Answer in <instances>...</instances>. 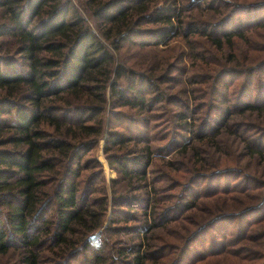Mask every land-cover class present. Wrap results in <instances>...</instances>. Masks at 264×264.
I'll use <instances>...</instances> for the list:
<instances>
[{
	"label": "trees",
	"instance_id": "1",
	"mask_svg": "<svg viewBox=\"0 0 264 264\" xmlns=\"http://www.w3.org/2000/svg\"><path fill=\"white\" fill-rule=\"evenodd\" d=\"M124 1L129 3L121 7L123 0H78L85 10L82 13L73 0H0V41L10 40L7 47H0V255L16 249L15 264L45 262L41 255L44 246L55 247L51 251L55 264H81L82 258L87 264H117L120 260L121 264H146L143 241L159 224L154 218L160 213L152 211L156 195H151L152 189L144 181L145 187L138 189L142 190L141 205L129 200L132 195L125 199L114 196L117 217L112 216L101 231L100 245H92L89 233L101 226L104 212L83 197L80 177L88 167L83 156L103 135L105 115L111 123L109 115L118 112L117 107L126 106L136 113L124 116L125 125L136 129L155 120L153 109L171 98L158 87L160 77L127 68L114 53L132 37L138 39V45L150 44L148 38L166 43L182 29L194 33L198 24L209 26L211 22L189 20L193 13L185 16L186 9L181 10L178 0H164L159 6L152 0ZM258 5L264 8V0ZM236 6L242 7L237 11L247 10L242 4ZM88 16L98 22L89 24ZM230 17L229 13L219 17L213 26L222 28ZM145 23L153 25L144 27ZM244 28L239 24L204 34L216 48L231 49L233 37L243 35ZM256 98L262 102L246 101L240 113L264 114V96ZM226 112L223 124L231 113L229 108ZM170 115L186 118L183 109H174ZM170 115L164 113L167 120ZM107 132L105 152L111 150V143L121 146L132 140L143 144L130 148L133 153L126 158L110 153L118 159L109 162L116 163L128 180L132 173L126 165L136 167L134 174L146 180L154 151L147 137L118 138L121 131ZM188 144L178 150H185ZM245 146L251 154L263 155L257 146ZM244 177L256 180L249 174ZM250 197L255 200L245 202L235 214L227 212L231 221L251 216L264 205V193ZM129 220L138 222L127 224ZM119 233L131 240H109L111 234ZM44 234L51 244L45 245Z\"/></svg>",
	"mask_w": 264,
	"mask_h": 264
},
{
	"label": "rangeland",
	"instance_id": "2",
	"mask_svg": "<svg viewBox=\"0 0 264 264\" xmlns=\"http://www.w3.org/2000/svg\"><path fill=\"white\" fill-rule=\"evenodd\" d=\"M163 1L152 0V3L159 6ZM223 1L227 4L221 0H178L181 10L186 9L185 16L193 13L189 20L211 22L210 25L200 23L198 32L194 33L182 29L166 43H153L154 40L148 38L150 44L138 45V39L132 37L131 42L124 43L114 53L115 59L124 62L127 68L160 77L158 87L171 98L153 109L155 120L140 128L125 125L124 116L136 114L126 106L110 113L111 123L105 115L103 135L83 156L88 167L80 177L85 202L104 212L101 226L89 233L92 245H100L101 231L112 216L117 217L113 212L114 196L125 199L132 195L134 198L129 200L133 199L132 203L136 201L139 206L142 190L138 189L145 187V181L147 189H152L151 195H156L152 211L160 213L154 218L159 224L143 241L142 250L148 256L146 264H169L173 259L171 263L177 261L176 264H264V205L255 214L233 221L227 213L235 214L245 202L255 200L250 196L264 193V186H258L264 185V114L240 113L242 103L260 102L256 96H264V8L259 9L258 2L262 0ZM73 2L85 13L78 0ZM128 3L123 0L120 5L124 7ZM236 4H242L246 12L237 11L242 7ZM228 13L231 21L222 28L213 26L219 17ZM87 21L94 26L90 16ZM239 24L245 27L244 33L233 37L231 49L216 48L204 34L220 33L221 29L235 28ZM152 25L143 24L144 27ZM142 39L147 41L145 37ZM9 43L5 37L0 47H7ZM228 108L231 113L223 124ZM174 109H183L185 120L171 116ZM165 112H169L170 119L164 116ZM125 126L128 128H123ZM107 130L121 131L124 136L118 138L147 137L154 151L146 180L134 174L136 167L130 169L126 165L132 173L128 180L114 166L116 163L109 162L118 159L110 153L126 158L133 153L130 148H140L143 144L132 140L121 146L111 143L108 144L111 150L105 152L104 144L110 136ZM187 142L185 150H178ZM246 144L262 149L263 155L251 154ZM246 174L254 177L255 182L245 178ZM149 202L152 206L153 201L149 199ZM139 210L135 211L139 213ZM51 213L52 210L46 218ZM46 236L44 234L42 239L49 245ZM116 237L131 240V236L123 233L111 234L109 240ZM45 247L41 251L45 262L41 264H55L57 259L54 260L55 254L51 252L55 247ZM16 254L17 250L11 249L0 255V264H15ZM86 260L89 261L87 257Z\"/></svg>",
	"mask_w": 264,
	"mask_h": 264
}]
</instances>
